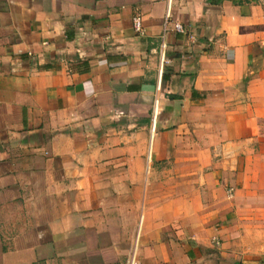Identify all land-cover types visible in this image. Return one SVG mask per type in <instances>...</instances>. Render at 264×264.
Instances as JSON below:
<instances>
[{
  "label": "crops",
  "instance_id": "1",
  "mask_svg": "<svg viewBox=\"0 0 264 264\" xmlns=\"http://www.w3.org/2000/svg\"><path fill=\"white\" fill-rule=\"evenodd\" d=\"M235 1L0 0V264H264V7Z\"/></svg>",
  "mask_w": 264,
  "mask_h": 264
},
{
  "label": "built area",
  "instance_id": "2",
  "mask_svg": "<svg viewBox=\"0 0 264 264\" xmlns=\"http://www.w3.org/2000/svg\"><path fill=\"white\" fill-rule=\"evenodd\" d=\"M133 27L135 32L139 34H143L145 32L144 24H143V18L141 16H136L133 20ZM170 32H177L184 35L190 36V30L188 27L181 23H174L172 24L171 21V14L168 12L164 25H163V37H162V43L160 46V55H161V65H165L169 62L167 59V50H168V42H167V36ZM157 108V106H156ZM156 114V112H155ZM229 198H232L234 195V189L230 188L228 190Z\"/></svg>",
  "mask_w": 264,
  "mask_h": 264
},
{
  "label": "trees",
  "instance_id": "3",
  "mask_svg": "<svg viewBox=\"0 0 264 264\" xmlns=\"http://www.w3.org/2000/svg\"><path fill=\"white\" fill-rule=\"evenodd\" d=\"M253 1H257V0H253ZM235 2L238 3V4H241V3L246 2V0H236Z\"/></svg>",
  "mask_w": 264,
  "mask_h": 264
},
{
  "label": "rangeland",
  "instance_id": "4",
  "mask_svg": "<svg viewBox=\"0 0 264 264\" xmlns=\"http://www.w3.org/2000/svg\"><path fill=\"white\" fill-rule=\"evenodd\" d=\"M257 1H258V2H257ZM257 1H256V3H259V4H261V5L264 7V5H263V4H264V1H263V0H257ZM232 198H233V197H232ZM232 198H230V199H232Z\"/></svg>",
  "mask_w": 264,
  "mask_h": 264
},
{
  "label": "flooded vegetation",
  "instance_id": "5",
  "mask_svg": "<svg viewBox=\"0 0 264 264\" xmlns=\"http://www.w3.org/2000/svg\"><path fill=\"white\" fill-rule=\"evenodd\" d=\"M264 1V0H263ZM264 5V4H263Z\"/></svg>",
  "mask_w": 264,
  "mask_h": 264
}]
</instances>
